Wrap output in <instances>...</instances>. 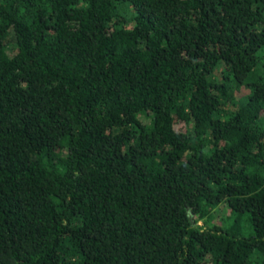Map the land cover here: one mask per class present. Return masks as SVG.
Returning <instances> with one entry per match:
<instances>
[{"label":"trees","instance_id":"obj_1","mask_svg":"<svg viewBox=\"0 0 264 264\" xmlns=\"http://www.w3.org/2000/svg\"><path fill=\"white\" fill-rule=\"evenodd\" d=\"M0 264H264V0H0Z\"/></svg>","mask_w":264,"mask_h":264}]
</instances>
